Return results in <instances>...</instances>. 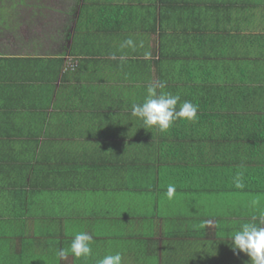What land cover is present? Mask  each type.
Here are the masks:
<instances>
[{
	"label": "crops",
	"instance_id": "obj_1",
	"mask_svg": "<svg viewBox=\"0 0 264 264\" xmlns=\"http://www.w3.org/2000/svg\"><path fill=\"white\" fill-rule=\"evenodd\" d=\"M59 2L68 5L0 0V264H98L117 252L123 264H250L230 238L259 223L264 184L231 194L215 178L189 176V159L170 155L163 132L132 115L150 83L172 93L189 71L179 51L189 33L165 43L173 23L164 17L161 27L160 2L88 0L84 15V0ZM232 9L228 18L206 8L205 34L231 23L233 37L223 59L206 37L193 66L212 69L207 82L235 81L224 63L241 64L249 40L247 79L261 88L263 5ZM78 232L92 236V255L58 258Z\"/></svg>",
	"mask_w": 264,
	"mask_h": 264
},
{
	"label": "trees",
	"instance_id": "obj_2",
	"mask_svg": "<svg viewBox=\"0 0 264 264\" xmlns=\"http://www.w3.org/2000/svg\"><path fill=\"white\" fill-rule=\"evenodd\" d=\"M87 1L84 0L83 15L87 9ZM148 1L161 3L162 18L157 20L162 23V28L168 27L164 24V17L173 23V25L169 23L170 31L167 29L166 32H164L165 29L161 31L165 43L173 45V41L176 43L180 41L181 44L189 33L188 46L183 44L179 47V51H182L180 56H184L181 62L186 63L182 65L187 67L189 64V71H181L182 80H175L176 85L171 86L173 89L171 94L180 97L177 110L185 101L197 105L198 118L195 122L179 119L169 130L163 132L167 140L165 142L169 149L173 150L169 154L176 155L179 160L189 159L187 160L189 165L184 169L189 172V176L197 174L200 177L209 178L208 181L215 178L226 193L255 191L260 184H264L262 181V176L264 177V86L254 89L250 87L247 79L249 63L252 62L250 54L255 51V47L246 40L240 52L246 59L241 64L231 60L225 61L224 65L229 68L225 72L233 73L236 79L232 82L225 81L220 85L207 82L214 79L216 74H213L212 69L208 70L202 65L198 73L193 66L197 61L193 64L191 57L193 55L198 57L206 51L204 41L206 37H210L213 42L210 49L218 51L217 57L223 59L222 57L226 55L225 50L233 37V34L229 32L231 23H227L224 28L219 27L218 34L214 32L215 30H212L209 35L205 34V30L211 26V21L208 22L205 15L207 13L212 15V12H206L207 7L222 9L219 13L224 11L229 18L231 14L229 10H233V6L239 13L244 9L250 10V6H261V4L264 9V0ZM185 30H187L186 33ZM200 39L203 42L199 41ZM198 42L200 47L195 54L194 50H197ZM261 72L264 75V69ZM256 93L260 94L261 99L257 100ZM174 144L178 145L176 150L173 149ZM192 164L196 167L191 166ZM237 182L242 183L243 187H236ZM263 189L257 190L264 191Z\"/></svg>",
	"mask_w": 264,
	"mask_h": 264
},
{
	"label": "clouds",
	"instance_id": "obj_3",
	"mask_svg": "<svg viewBox=\"0 0 264 264\" xmlns=\"http://www.w3.org/2000/svg\"><path fill=\"white\" fill-rule=\"evenodd\" d=\"M125 45H133L131 39L125 41ZM165 82L158 81L150 83L147 88V97L141 104H133L132 115L143 120L145 129L158 127L161 132L169 130L179 119L195 122L198 118V106L190 101H185L177 110L180 100L178 95L159 92L163 89ZM236 187L241 188L243 184L237 182ZM175 194L174 186L168 188V198L172 199ZM231 247L237 255L240 252L250 257V264H264V215L259 217V223H244L230 238ZM92 236L87 232H78L71 241L69 248L59 249L58 258L64 260L69 253L77 258L92 255ZM98 264H123L122 254L107 255L98 261Z\"/></svg>",
	"mask_w": 264,
	"mask_h": 264
},
{
	"label": "rangeland",
	"instance_id": "obj_4",
	"mask_svg": "<svg viewBox=\"0 0 264 264\" xmlns=\"http://www.w3.org/2000/svg\"><path fill=\"white\" fill-rule=\"evenodd\" d=\"M51 1H54V3L57 4V5H56L57 7H59V6H60V7H63V6H67V5H68V4L65 3V2L61 4V3L59 2V0H51ZM64 1H65V0H64ZM66 1H67V2H70V0H66ZM71 1H73V0H71ZM57 2H58V3H57ZM231 198H233V197H231ZM231 198H229V199H231ZM238 198H239V197L236 196V199H238ZM209 199H212V198H209ZM227 199H228V198H227ZM253 200H255V199H253Z\"/></svg>",
	"mask_w": 264,
	"mask_h": 264
}]
</instances>
